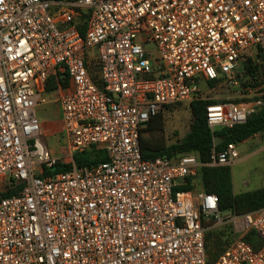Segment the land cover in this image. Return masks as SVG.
Returning <instances> with one entry per match:
<instances>
[{
	"label": "built area",
	"instance_id": "2783aa9c",
	"mask_svg": "<svg viewBox=\"0 0 264 264\" xmlns=\"http://www.w3.org/2000/svg\"><path fill=\"white\" fill-rule=\"evenodd\" d=\"M245 56L264 72V0H0V264H209L206 233L226 225L234 238L212 264H264V206L224 215L214 194L175 191L232 166L236 144L207 163L140 148L165 106L201 99ZM52 73L67 80L56 100L71 156L94 147L106 162L43 176L63 163L35 114ZM263 104H213L206 121L232 128Z\"/></svg>",
	"mask_w": 264,
	"mask_h": 264
},
{
	"label": "trees",
	"instance_id": "16d2710c",
	"mask_svg": "<svg viewBox=\"0 0 264 264\" xmlns=\"http://www.w3.org/2000/svg\"><path fill=\"white\" fill-rule=\"evenodd\" d=\"M70 1V0H66ZM244 61L238 73V79L244 89H258L264 83V72L262 68L253 64L249 56L244 57ZM95 68H90L93 79ZM98 82V81H97ZM99 83V82H98ZM219 83L217 81L209 82L213 87ZM66 87L67 80L60 79L57 74H50L45 87V92H55L58 87ZM264 99V97H254L253 99H244L246 101ZM222 103H235L232 101H222ZM217 104L210 99L194 98L190 101L191 123L189 131L178 142L168 145L163 138L162 131L164 127L162 112L165 109L173 107L168 105L164 110L152 118L146 126L140 131V148L142 157L151 160L160 156L173 158L178 155L195 154L200 162L207 163L213 151L221 152L230 143L236 145L244 142L257 134H262L264 129V104L260 106L255 113L247 117L242 124L232 128L220 127L211 131L206 121V108ZM179 105V104H177ZM221 142L214 146L215 139ZM73 161L78 167H91L108 160L104 151L90 149L83 153L73 154ZM71 168L70 162L64 161L56 165V170L45 169L43 176L55 175L67 171ZM231 168L222 167H201L194 178H187L184 182L175 188V191H192L194 181L199 180L205 193L214 194L218 197V207L220 211H231L238 215H243L259 209L264 206V188L244 192L235 195L232 190ZM13 191L6 190L2 196H11ZM234 238V231L230 225L207 231L205 236V248L208 255V263L212 264L218 256L230 245ZM244 239L251 244L254 249L261 246V241L257 234L249 232Z\"/></svg>",
	"mask_w": 264,
	"mask_h": 264
},
{
	"label": "rangeland",
	"instance_id": "374dc122",
	"mask_svg": "<svg viewBox=\"0 0 264 264\" xmlns=\"http://www.w3.org/2000/svg\"><path fill=\"white\" fill-rule=\"evenodd\" d=\"M153 48L154 46L150 45L149 49ZM243 61L244 59L241 64ZM240 68L241 65L238 72L229 81L224 80L213 87H210L207 83H202L199 87L197 97L210 99L217 103L232 101L236 104L244 102V99L259 97V89H244L241 86L237 76L238 73L240 74ZM40 97L45 102H39L35 107V114L40 124L42 142L53 157L62 162L69 161L71 156L68 150L67 137L62 131V123L59 119L58 109L47 101L46 92L42 93ZM189 103L174 104L173 107L165 109L162 112L164 121L162 135L168 145L178 142L189 131L191 123ZM258 143L264 149L263 137L258 138ZM237 149L240 154V159L231 167L230 171L233 191L239 194L264 188V151H258L256 147H248L245 144H239ZM195 186H199L198 182L195 183ZM228 214L229 211H224V215ZM217 228L220 227L213 229Z\"/></svg>",
	"mask_w": 264,
	"mask_h": 264
},
{
	"label": "crops",
	"instance_id": "0c3cea01",
	"mask_svg": "<svg viewBox=\"0 0 264 264\" xmlns=\"http://www.w3.org/2000/svg\"><path fill=\"white\" fill-rule=\"evenodd\" d=\"M61 92V89L58 87V89L55 91V92H52V93H47L46 92V95H47V101L51 104V105H53V106H56L57 107V109H58V115H59V119H60V121H61V123H62V120H61V113H60V109H59V105H58V103H57V95L59 94ZM259 137H263V135L262 134H257V135H255V136H253V137H251V138H248L247 140H245L244 142H242V143H240V144H245V145H247L248 147H251V146H253V147H256V150H258V151H264V149H263V147L262 146H260V144L258 143V138ZM264 138V137H263ZM67 145H68V150H69V154H70V156H71V150H70V144H69V140L67 139ZM239 145V144H238ZM238 145H237V148H238ZM255 150V151H256ZM73 156H71V159L69 160V162H70V164H71V161L73 160V158H72ZM239 159H240V154H239ZM238 159V160H239ZM237 160V161H238ZM237 161L235 162V163H237ZM234 163V164H235ZM233 164V165H234ZM232 165V166H233ZM232 166H230V168L232 167ZM196 182H198V184H199V186L198 187H196L195 186V183ZM194 186H195V188L192 190V191H194V192H201V191H203V189H202V185H201V183H200V181L199 180H195L194 181ZM232 190H233V184H232ZM233 193L235 194V195H237L234 191H233ZM240 194V193H239Z\"/></svg>",
	"mask_w": 264,
	"mask_h": 264
},
{
	"label": "water",
	"instance_id": "95a60500",
	"mask_svg": "<svg viewBox=\"0 0 264 264\" xmlns=\"http://www.w3.org/2000/svg\"><path fill=\"white\" fill-rule=\"evenodd\" d=\"M221 141L219 139H215L214 146H217ZM56 170V168H52V171Z\"/></svg>",
	"mask_w": 264,
	"mask_h": 264
}]
</instances>
